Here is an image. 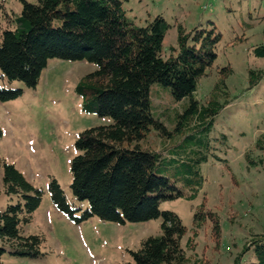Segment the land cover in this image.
<instances>
[{
	"label": "rangeland",
	"instance_id": "374dc122",
	"mask_svg": "<svg viewBox=\"0 0 264 264\" xmlns=\"http://www.w3.org/2000/svg\"><path fill=\"white\" fill-rule=\"evenodd\" d=\"M36 3L37 0H27ZM126 15L136 25H145L161 14L171 27L162 44L163 57L177 44V25L186 30L201 24L215 25L221 34L216 59L199 81L193 97L204 104L212 98L228 100L209 127L186 137L179 129L180 115L189 97L174 101L168 88L154 83L149 88L153 118L166 128L162 133L151 128L139 143L161 154L160 174L177 189L190 192L187 179L201 186L194 199L176 198L160 204V210L174 212L186 228L180 244L187 256L210 264L230 263L252 235H264V75L249 86L250 70L264 71V57L254 55L263 43L264 0H122ZM19 0H0V25L8 16L18 15ZM229 66L224 77L221 69ZM87 61L51 58L35 87L0 77V86L20 88L21 94L0 101V160L13 164L42 199L22 233L42 237L41 255L18 257L6 251L4 264H125L132 261L130 251L142 240L160 233L161 220L126 222L103 221L96 216L80 220L85 202L76 200L70 190V161L75 155L74 141L88 128L111 123L108 117L82 110L75 91L78 80L94 71ZM196 145H194V144ZM189 145L199 158L196 173L185 172L180 164L166 159ZM192 173V175H190ZM54 178L74 210L71 219L51 202L48 184ZM15 202L5 195L0 179V209ZM218 218L219 234L207 218L199 228L193 224L195 212ZM213 214V213H212ZM214 215V214H213Z\"/></svg>",
	"mask_w": 264,
	"mask_h": 264
},
{
	"label": "trees",
	"instance_id": "16d2710c",
	"mask_svg": "<svg viewBox=\"0 0 264 264\" xmlns=\"http://www.w3.org/2000/svg\"><path fill=\"white\" fill-rule=\"evenodd\" d=\"M19 1L20 13L8 16L5 28L0 25L1 78L35 87L51 58L87 61L97 67L78 80L75 91L83 111L108 117L111 123L85 129L74 141L70 190L76 200L86 203L80 220L96 216L124 224L159 218L160 233L142 240L138 249L130 251L132 261L125 264H210L186 255L180 244L185 226L174 212L159 209L164 201L194 199L201 183L187 179L189 185L195 184L191 191L177 189L158 171L161 154L139 142L151 128L167 133L151 114L149 88L154 83L168 88L174 101L189 97L179 122L187 138L209 127L228 104V100L219 103L215 98L199 104L193 97L199 79L216 59L221 39L217 27L198 24L186 30L178 24L177 44L163 57L162 44L171 24L161 14L140 26L126 15L122 0ZM260 20L264 37V15ZM253 52L264 57V41ZM221 72L226 77L231 69L225 66ZM263 75L262 70H250L249 86ZM21 91L0 86V101L13 100ZM190 150L189 145L184 146L166 159L180 164L185 172L196 173L193 166L199 158ZM0 179L5 195L15 201L0 209V264H4L1 258L6 251L18 257L41 255L42 237L23 234L22 226L31 221L43 192L4 160H0ZM48 188L52 204L77 219L74 210L81 208L68 204L54 178ZM201 212L193 215L195 227L209 218L219 234L215 213ZM225 264H264V235H252L242 251Z\"/></svg>",
	"mask_w": 264,
	"mask_h": 264
}]
</instances>
